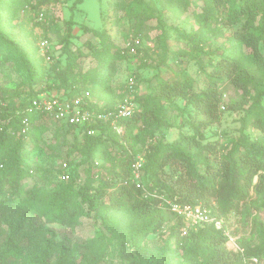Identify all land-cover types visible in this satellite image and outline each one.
I'll return each mask as SVG.
<instances>
[{
	"label": "trees",
	"instance_id": "obj_1",
	"mask_svg": "<svg viewBox=\"0 0 264 264\" xmlns=\"http://www.w3.org/2000/svg\"><path fill=\"white\" fill-rule=\"evenodd\" d=\"M55 1L0 0V44L10 57L14 55L24 62L27 73L26 86L10 89L0 85V211L4 214L9 209L21 210L22 222L38 217L68 229H75L80 217L94 213L110 234V241L118 239L121 246L135 249L143 264H170L167 255L174 253L179 256L177 264H264V220L260 215L264 211V90H257L251 102L252 87L264 74V0H200V10L193 13L198 28L190 35L198 37L194 40L198 54L192 58L205 74L204 86L196 89V79L186 68H179L169 78L160 77L158 71L146 93L134 94L133 115L118 120L122 132L111 122H100L93 125L95 134H89L86 127L34 114L30 115L27 137L13 136L10 128L18 125L17 111L42 92L73 99L89 91L95 101L91 107L105 112H114L124 98L108 96L111 90L107 84L117 69V61L124 57L120 48L111 41L104 46L107 61L104 78L99 82L102 92L90 85L96 75L81 70L79 54L71 48L73 27L77 25L74 7L83 0L74 1L65 33L58 41L60 53H55L44 8ZM189 5L190 0H185L184 8ZM20 11L36 15L35 24L44 32L40 41L48 40L51 45L45 55L40 41H30L28 35L13 30L12 21ZM146 13L143 0H135L127 7L129 17L138 22L134 39L143 38ZM226 27L232 29L228 40L240 50L236 56H219L207 71L200 63V45L220 36L219 30ZM82 30L101 36L95 29ZM140 48L136 45L137 51L132 53L128 46L127 54L135 55ZM60 62L64 66L58 67ZM224 85L240 91L239 97L226 102ZM122 92L121 95L131 93L127 84ZM15 95L18 101L12 99ZM175 110L188 113L191 132L182 131L180 124L170 121ZM226 112L244 113L239 120L240 136L225 142L208 139L207 131L219 125ZM10 117L12 121L7 122ZM42 118L54 121L55 135L82 133L83 142L73 146V152L82 160L69 168V180L42 185L35 182L30 187L27 177H37L41 172L28 154L35 123ZM178 127L177 137L170 139V132ZM249 128L260 134L250 137L246 132ZM139 155L144 157V163L141 185L137 186L132 179V164ZM82 166L85 179L80 175ZM164 199L205 205L224 221L236 215L239 228L235 233L245 230L237 239L243 251L228 248L226 223L222 229L205 223L184 234L182 217L164 208ZM171 219L176 220L170 228L174 242L167 241L157 251L146 247L147 238L161 233ZM8 224L11 236L0 251V264L22 260L21 251L12 243L18 226L12 219Z\"/></svg>",
	"mask_w": 264,
	"mask_h": 264
},
{
	"label": "rangeland",
	"instance_id": "obj_2",
	"mask_svg": "<svg viewBox=\"0 0 264 264\" xmlns=\"http://www.w3.org/2000/svg\"><path fill=\"white\" fill-rule=\"evenodd\" d=\"M74 1L56 0L44 6L48 14L46 19L48 35L56 54L60 53L61 44L58 41L65 33L66 22L70 17V11L73 10ZM133 1L135 0H83L82 4L74 7L77 25L73 27L71 48L79 54L81 70H90L91 76L96 75L90 85L102 92L99 82L104 78L103 71L107 61V51L104 46L111 41L123 51L124 57L121 56L117 61V69L108 80L107 84L111 90L108 96L116 99L123 96V101L128 97L134 99V94L147 92L152 81L156 80L155 74L158 71L160 77L169 78L181 67L186 68L196 79V89L204 86L205 74L200 70L196 59L192 58L193 54H198L194 46V40L198 37L190 35L198 28L193 13L200 10L202 1L190 0V5L184 8L185 0H143L147 9L143 19L145 33L140 40V51L131 55L127 54V47L135 40L134 34L138 23L127 14V7ZM36 21L34 12L25 14L20 11L12 21L13 30L17 33L21 31L25 36L28 35L30 41L37 43L44 32L35 24ZM84 27L100 31L101 36L82 30ZM219 31L222 33L220 36L200 45L202 49L199 53L200 63L207 71L211 70V62L217 60L219 56H236L240 50L228 40L232 32L231 28H221ZM4 47L0 44V85L10 89L26 86L27 73L24 62L14 55L10 57V53ZM262 50L264 52V44ZM244 52L243 55L246 56L247 52L245 50ZM59 66L64 65L60 62ZM133 78L138 83V87L133 93L126 92L121 95L126 83ZM224 90L226 102L230 98L239 97L241 93L231 85H224ZM257 90H264V74L260 75L259 81L252 87L251 102ZM12 99L18 101L19 97L15 95ZM262 103L264 105V99ZM180 105L183 106L184 103L181 102ZM187 114L175 110L169 118L176 125L180 124L182 131L191 132ZM243 115V112H226L222 122L207 131L208 139L220 138L225 142L229 138H238L241 126L239 120ZM40 125L46 129L43 131ZM56 128L54 121L46 118L35 123L34 139L29 145L31 151L28 155L37 162L41 172L37 177H27L26 184L30 187L35 185V182L41 185L61 182L62 175L82 160L81 156L73 152V146L83 142L82 133L64 135L59 132L55 135ZM246 132L252 138L260 134L258 130L252 128ZM178 133L179 127L172 129L169 134L170 139L177 137ZM83 168L80 167V175L85 179L86 171ZM22 213L21 210L14 209H9L4 214L0 211V251L11 236L8 220L12 219L13 224L18 226L16 235L12 236V243L21 251L22 260L16 264H143L135 249L129 245L121 246L118 239L110 241V234L105 231L94 213L91 216L80 217L75 229H68L55 223H45L38 217L34 219L28 217L22 222ZM260 215L264 220V211ZM237 218L236 215H231L225 221L228 226L226 229L231 235L227 243L229 248H237L236 240L244 235V229H239V232L235 233L239 228ZM175 221L171 219L161 233L150 235L145 242L146 247L157 251L167 241L173 243L170 228ZM167 258L171 259L170 264H177L179 260L176 253L167 255Z\"/></svg>",
	"mask_w": 264,
	"mask_h": 264
},
{
	"label": "built area",
	"instance_id": "obj_3",
	"mask_svg": "<svg viewBox=\"0 0 264 264\" xmlns=\"http://www.w3.org/2000/svg\"><path fill=\"white\" fill-rule=\"evenodd\" d=\"M39 44L43 55H45L50 49L49 41L41 40ZM140 44V39H135L133 43H130V52L135 53L137 51L136 45ZM47 59L49 60V56H47ZM126 84L131 93H133L136 85L135 79L129 80ZM93 102L95 103L89 91H85L82 95L73 99L62 98L56 93L50 94L42 92L37 97H34L24 109L17 111V115L19 116L18 125L12 126L10 128V133L13 136L27 137L31 127L30 115L34 114H46L60 123L86 127L88 128L89 134H95L93 125L100 122H111L118 132H122L123 127L118 125V120L132 116L136 110L132 97H128L125 101L119 103L114 112H105L93 108L91 107ZM11 121L12 117H10L7 122ZM143 163L144 157L139 155L132 164V179L137 183V186L141 185ZM62 179L69 180L70 174L68 172L64 173ZM161 205L170 212L182 217L184 222V226L182 227L184 234L190 229H197L200 225L205 223H214L218 229L224 228L225 221L223 217H218L213 213L211 208L205 205L200 204L192 206L174 202L169 199H164ZM225 232L230 239L231 235L227 229ZM229 249L243 251L239 245H237V248L230 247ZM253 260L257 261L255 258H253Z\"/></svg>",
	"mask_w": 264,
	"mask_h": 264
}]
</instances>
